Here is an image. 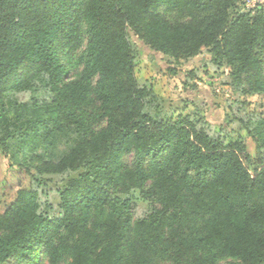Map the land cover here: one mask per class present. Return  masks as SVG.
Listing matches in <instances>:
<instances>
[{
  "label": "trees",
  "instance_id": "trees-1",
  "mask_svg": "<svg viewBox=\"0 0 264 264\" xmlns=\"http://www.w3.org/2000/svg\"><path fill=\"white\" fill-rule=\"evenodd\" d=\"M131 37L175 60L207 49L239 110L264 99L262 5L0 0V154L31 179L0 217V264H264V113L247 114L253 158L196 113L163 117ZM119 189L153 199L147 216Z\"/></svg>",
  "mask_w": 264,
  "mask_h": 264
},
{
  "label": "rangeland",
  "instance_id": "rangeland-1",
  "mask_svg": "<svg viewBox=\"0 0 264 264\" xmlns=\"http://www.w3.org/2000/svg\"><path fill=\"white\" fill-rule=\"evenodd\" d=\"M238 5L251 10L257 5L264 7V0H238ZM168 17L175 22L186 18L176 12L168 13ZM131 41L134 43L132 55L137 85L152 89L163 117L175 120L196 113L199 129L221 130V135L227 140L238 134L244 135L248 153L255 157V145L246 136L245 123L249 117L247 114L264 113V99L259 96L242 97L246 107L239 110L236 101L240 97L228 85L226 69L213 61L207 49H202L197 56L175 60L151 50L132 37ZM58 181L55 174L40 177L41 188L49 193L51 209L48 215L53 218L60 215L59 198L55 193ZM30 186V177L0 154V217L17 199L18 191L29 190ZM116 194L131 200L132 222L147 216L154 202L140 190L126 193L119 189Z\"/></svg>",
  "mask_w": 264,
  "mask_h": 264
}]
</instances>
